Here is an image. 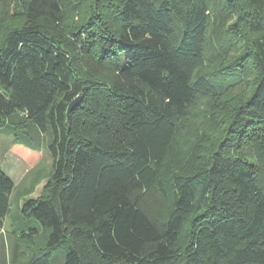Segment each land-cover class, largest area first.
<instances>
[{
	"label": "trees",
	"instance_id": "16d2710c",
	"mask_svg": "<svg viewBox=\"0 0 264 264\" xmlns=\"http://www.w3.org/2000/svg\"><path fill=\"white\" fill-rule=\"evenodd\" d=\"M217 13L240 52L208 72ZM0 135L32 167L51 159L0 264H264V0H0ZM14 188L0 160V232Z\"/></svg>",
	"mask_w": 264,
	"mask_h": 264
},
{
	"label": "rangeland",
	"instance_id": "374dc122",
	"mask_svg": "<svg viewBox=\"0 0 264 264\" xmlns=\"http://www.w3.org/2000/svg\"><path fill=\"white\" fill-rule=\"evenodd\" d=\"M77 15L73 14L69 17L68 20L74 21ZM5 23H8V13H6ZM234 17L221 16L217 13V16L212 19V25L210 29V33L207 41V49H206V63H205V71L214 72L220 64H224L230 62L235 56L239 54V48L236 46H228L226 41L227 35L225 34V27L234 22ZM224 27V28H223ZM239 45V43H238ZM247 83H243L241 87H236L235 91L232 93V100H236L243 94L247 93ZM81 102L83 98V94L80 95ZM78 103V104H79ZM210 106L207 105L204 101H198L193 109L191 120L194 122L193 126H196L199 130H204L210 133V130H214L210 135L212 136V140L217 144L219 140H221L220 136V128L221 123L219 120L213 119V116L210 115ZM223 126V124H222ZM214 128V129H213ZM213 134V135H212ZM223 134V133H222ZM11 138L8 136L0 135V160L1 166L3 170L6 172L8 176L14 181L15 188L11 195V209L10 213L5 220L4 228L0 232L4 238H6L7 244H10V220L11 217L18 213V208L22 202V195L30 192L26 197H37L41 193L42 186L47 180L51 172V159L49 153L44 147H41V154L38 157L40 161L36 166L32 167V164H28L19 153L10 149ZM251 152L249 149H245V152ZM250 159H254V155H249ZM29 190V191H28ZM142 204L145 210L148 212L151 217L158 216L159 212L166 207L165 202L159 196L157 191L150 192L147 196H142ZM44 232L40 228L39 232L34 236V241L36 248L42 247V238ZM5 243V241H3ZM1 242H0V250H1ZM6 251L5 255H8V249L3 248ZM28 256H24L20 258L18 262L15 264H24L22 261L26 263ZM7 264H10L9 256L7 258ZM25 259V260H24ZM27 260V261H26Z\"/></svg>",
	"mask_w": 264,
	"mask_h": 264
},
{
	"label": "water",
	"instance_id": "95a60500",
	"mask_svg": "<svg viewBox=\"0 0 264 264\" xmlns=\"http://www.w3.org/2000/svg\"><path fill=\"white\" fill-rule=\"evenodd\" d=\"M81 99V96H77L76 98H74L67 106V109H66V118L68 120L69 116H70V113L72 111V109L79 103Z\"/></svg>",
	"mask_w": 264,
	"mask_h": 264
},
{
	"label": "crops",
	"instance_id": "0c3cea01",
	"mask_svg": "<svg viewBox=\"0 0 264 264\" xmlns=\"http://www.w3.org/2000/svg\"><path fill=\"white\" fill-rule=\"evenodd\" d=\"M10 177V176H9ZM14 182V181H13ZM15 184V183H14ZM2 231V230H1Z\"/></svg>",
	"mask_w": 264,
	"mask_h": 264
}]
</instances>
